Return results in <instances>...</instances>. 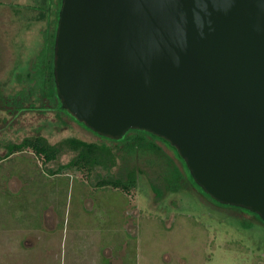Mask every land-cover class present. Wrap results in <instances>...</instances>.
I'll return each instance as SVG.
<instances>
[{
	"label": "water",
	"instance_id": "1",
	"mask_svg": "<svg viewBox=\"0 0 264 264\" xmlns=\"http://www.w3.org/2000/svg\"><path fill=\"white\" fill-rule=\"evenodd\" d=\"M55 75L78 121L153 133L212 198L264 220V0H63Z\"/></svg>",
	"mask_w": 264,
	"mask_h": 264
},
{
	"label": "rangeland",
	"instance_id": "2",
	"mask_svg": "<svg viewBox=\"0 0 264 264\" xmlns=\"http://www.w3.org/2000/svg\"><path fill=\"white\" fill-rule=\"evenodd\" d=\"M45 4V0H0V87H5L6 93L18 89L19 84L13 82L16 75L26 76L32 60L43 47L48 19L43 17L41 8ZM61 118L53 112L42 116L30 112L22 117L16 130L1 132L0 142L4 144L7 139L19 140L25 135L42 133L52 143L76 136L88 142H103L115 149L121 147L96 136L65 114ZM162 143L161 150L137 151L133 156L118 149L117 164L111 169L98 166L90 171L79 170L77 179L74 174L45 175L43 187L36 184V190L41 191L44 198H37L35 203L54 207L60 219L66 218L65 231L59 222L61 229L50 241L53 247L49 246L51 257L47 264H71L73 254L77 255L79 264H90V260H96V249L90 239L97 242L101 254L106 253L101 263L109 264L111 256L118 254L113 245H121L125 237L132 241L129 253L126 251L127 264H134L136 260L138 264H264L263 223L218 205L186 178L184 191L168 192L164 182L167 167L174 163L182 167L173 150ZM22 154L32 159L16 156L0 163V169L21 171L27 168L30 171L43 166L42 157L31 148ZM75 154L66 149L47 166L64 163ZM136 165L142 173L138 175L136 186L128 189L107 186L86 192L79 181L80 178L91 184L92 180L107 175H123ZM34 195L40 194L26 191L0 197V223L4 219L12 223L6 217L7 211L20 212L22 197L34 200ZM76 228L79 233L73 235ZM102 228L104 231L100 230ZM105 249L108 251L104 252ZM29 252L24 250L23 253L28 256ZM33 254L34 262L41 259L36 251Z\"/></svg>",
	"mask_w": 264,
	"mask_h": 264
},
{
	"label": "trees",
	"instance_id": "3",
	"mask_svg": "<svg viewBox=\"0 0 264 264\" xmlns=\"http://www.w3.org/2000/svg\"><path fill=\"white\" fill-rule=\"evenodd\" d=\"M45 2L46 4L41 8V11L42 15H44L43 17L48 20L44 29L46 35H44L42 49L32 60L31 67L27 70L26 76L23 77L17 74L14 81L13 79L11 80L19 84L17 87L18 89H13L10 93H6V88L2 87V89L0 87V133L5 130H11L12 128L16 130L15 126L22 123V117L30 112H34L39 116L53 112L60 118L62 114H65L71 120L87 127L63 107L56 86L55 45L63 0H45ZM87 128L91 130L93 134L104 140L121 144V147H116L115 149L113 146L107 145L106 143L88 142L76 136H68L60 139L56 143H52L48 137L42 133H37L25 135L19 140L7 139L4 144L0 142V160L8 157L12 153L31 148L36 155L42 157L43 167L53 173L69 169H87L90 171L98 166L111 169L117 164L118 149L133 156L137 151L146 152L148 150H161L162 146L160 143L165 142L166 144H162L173 150L175 157L182 167L180 168L176 163L171 164V167H167V173L164 175V182L168 192L184 191L185 185L187 184V182H184L186 178L200 193L216 202L218 205L232 208L241 213H251L261 222L264 221L261 220L258 214L252 211L239 206L221 203L212 198L196 184L185 162L178 155L177 151L164 139L153 133L143 129H129L123 138L111 139L97 133L89 127ZM66 149L74 151L76 154L64 163H56L55 166L52 167L47 166L49 162L57 160L58 156ZM141 173L142 169L136 165V167L134 166V168L128 169L123 175H107L97 181L92 180V184L128 189L132 186H136L138 175ZM247 225L250 226V223H247Z\"/></svg>",
	"mask_w": 264,
	"mask_h": 264
},
{
	"label": "crops",
	"instance_id": "4",
	"mask_svg": "<svg viewBox=\"0 0 264 264\" xmlns=\"http://www.w3.org/2000/svg\"><path fill=\"white\" fill-rule=\"evenodd\" d=\"M21 157L24 159L31 160L32 158H27L26 155L22 154V151L12 153L8 157L0 160V163H4L13 159L14 157ZM39 161V158L38 160ZM42 166V164H41ZM79 170H62L59 172H52L43 166L39 169H33L28 171L27 168H22L21 171H7V169H0V197H7L8 195L18 194L26 191H35V193L40 195H34V200H29L26 197H22L20 202L18 213H12L7 211L6 217L10 218L12 223H6L5 219L3 223H0V264H40V262H44L47 264L49 258L51 257V248L53 244L50 243L53 236L57 231H60L61 226L59 222L63 225V231L66 229V218L60 219L58 213L54 212V207H50L47 204H37V198H44L41 191L36 189V184L39 188L43 187V178L45 175L50 176H58L61 174L71 176L74 174L75 179L80 177L78 175ZM79 181L83 183L82 186L86 190V192L91 191L96 187H107V186H98L94 184H87L82 179L79 178ZM115 188V187H114ZM119 189V187H116ZM14 200V199H12ZM5 222V223H4ZM89 223L90 220H89ZM104 231V228L100 229ZM107 230L105 229V232ZM79 233L77 228L74 230V234ZM41 239L44 242L41 241ZM90 239V237H89ZM21 241V242H20ZM92 243H94V248L96 249L95 259L90 260V264H102L103 255L98 250L99 245L97 242H94L90 239ZM121 245H113V248L117 247V255L111 256L109 264H127L129 262V257L126 251L129 253V247L132 245V241L130 238H124L121 241ZM115 246V247H114ZM17 248H21L17 252ZM24 250H30L29 255L27 256ZM37 252V257H41L40 260L33 261L31 258L35 256L33 252ZM55 251V249L53 250ZM108 251V249H105ZM112 251V250H109ZM77 255L73 254V259H71V264H79L80 260H77ZM98 259V260H97ZM96 261V262H95ZM134 264H138L137 260Z\"/></svg>",
	"mask_w": 264,
	"mask_h": 264
},
{
	"label": "clouds",
	"instance_id": "5",
	"mask_svg": "<svg viewBox=\"0 0 264 264\" xmlns=\"http://www.w3.org/2000/svg\"><path fill=\"white\" fill-rule=\"evenodd\" d=\"M209 23H210V22H209ZM197 29L199 30V35H200L201 37H203V35H204V32H203V24L198 25V26H197ZM177 66H178V62H177Z\"/></svg>",
	"mask_w": 264,
	"mask_h": 264
},
{
	"label": "flooded vegetation",
	"instance_id": "6",
	"mask_svg": "<svg viewBox=\"0 0 264 264\" xmlns=\"http://www.w3.org/2000/svg\"><path fill=\"white\" fill-rule=\"evenodd\" d=\"M243 213V212H242ZM243 214H247L248 216H250L251 218H253L254 220H257L258 222H260V223H263L264 224V221L263 222H261L258 218H256V217H254V215H252L251 213H247V212H245V213H243ZM262 220V219H261Z\"/></svg>",
	"mask_w": 264,
	"mask_h": 264
}]
</instances>
